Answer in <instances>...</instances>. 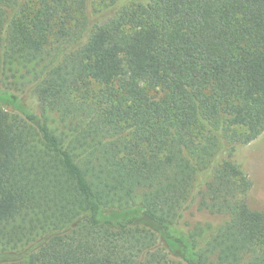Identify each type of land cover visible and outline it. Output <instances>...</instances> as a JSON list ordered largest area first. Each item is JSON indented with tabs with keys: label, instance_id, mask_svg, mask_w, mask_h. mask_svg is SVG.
<instances>
[{
	"label": "trees",
	"instance_id": "trees-1",
	"mask_svg": "<svg viewBox=\"0 0 264 264\" xmlns=\"http://www.w3.org/2000/svg\"><path fill=\"white\" fill-rule=\"evenodd\" d=\"M37 3L22 19L0 0V101L30 87L61 120L0 105V264H264L243 169L264 133V0ZM193 206L221 222L184 229Z\"/></svg>",
	"mask_w": 264,
	"mask_h": 264
},
{
	"label": "rangeland",
	"instance_id": "rangeland-1",
	"mask_svg": "<svg viewBox=\"0 0 264 264\" xmlns=\"http://www.w3.org/2000/svg\"><path fill=\"white\" fill-rule=\"evenodd\" d=\"M37 1L38 0H12L14 4L11 5L13 7L11 9L15 10V12H20V17L22 19H25L23 17L26 15H30L29 17L32 18L40 9ZM104 8V6L98 3H92V6H90L89 10L87 9L85 12H88L87 14L92 17L90 20L87 18V16L84 20L82 18L83 16H81L82 13H73L75 16L74 19L76 20L71 22L70 25H67L66 29L70 30L71 32H75L76 29L82 33L86 32V29L89 30L91 27V21L96 18L97 13L104 10ZM22 9L26 10L24 14H22ZM63 14L64 13L61 15ZM62 27L61 19L58 16V18H56L54 21L51 31L48 32L47 49L55 50L58 47H61L59 46V42L60 39H62ZM101 89V86L93 83L91 92L97 93ZM0 90H3L1 86ZM32 92L33 91L30 87H24L20 91H12V93L18 96V104L14 106L0 101V105L12 114L20 116L23 112H31L40 116L42 120L46 121L52 128L59 126V122L61 120L60 116L56 113L45 112L38 102V99ZM84 93L85 91L79 93V95H77L74 99L78 100L79 102L83 101V96L85 95ZM94 102L95 100L92 98V96L87 98L88 105L93 104ZM243 155L244 172L253 182V189L250 194L248 204L253 210L264 211V133L256 141L243 149ZM220 222V218L212 216L205 211H200L198 206H193L192 209L186 213L182 227L186 230H189L194 226L204 224L215 227ZM3 249L4 248L0 247V252L8 251Z\"/></svg>",
	"mask_w": 264,
	"mask_h": 264
}]
</instances>
